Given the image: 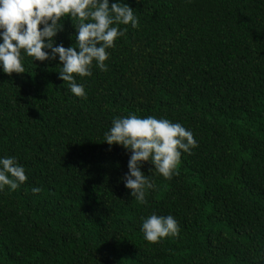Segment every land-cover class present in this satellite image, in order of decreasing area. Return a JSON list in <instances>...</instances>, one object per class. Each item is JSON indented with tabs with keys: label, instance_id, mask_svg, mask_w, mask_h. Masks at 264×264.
<instances>
[{
	"label": "trees",
	"instance_id": "1",
	"mask_svg": "<svg viewBox=\"0 0 264 264\" xmlns=\"http://www.w3.org/2000/svg\"><path fill=\"white\" fill-rule=\"evenodd\" d=\"M124 2L138 26L120 25L105 71L93 62L75 77L85 97L55 60L24 56V73L0 72V156L27 176L0 191V264H264V0ZM73 36L66 18L54 39L75 47ZM130 112L179 122L196 141L170 179L151 176L145 204L119 182L130 153L103 142ZM153 212L178 234L145 241Z\"/></svg>",
	"mask_w": 264,
	"mask_h": 264
},
{
	"label": "clouds",
	"instance_id": "2",
	"mask_svg": "<svg viewBox=\"0 0 264 264\" xmlns=\"http://www.w3.org/2000/svg\"><path fill=\"white\" fill-rule=\"evenodd\" d=\"M133 10L124 0H0V72L9 76L24 73V56L31 57L32 62L55 60L60 65L58 78L67 82L73 96L83 98L85 85L77 83L75 77L90 76L93 62L100 71L107 69V50L114 48V42L126 31L120 25L138 26ZM66 18L74 29L75 47L73 43L65 47L54 39ZM103 137L109 146L116 144L130 153L127 171L119 182L138 204H145L148 190L155 187L151 176L170 179L181 153H190L196 145L192 132L179 122L131 112L114 116ZM144 162L152 165L150 175L141 171ZM26 179L24 166L14 156H0V191L5 186L13 191ZM31 191L40 189L33 187ZM140 231L145 241L158 243L175 237L179 226L171 214L153 212L141 218Z\"/></svg>",
	"mask_w": 264,
	"mask_h": 264
}]
</instances>
